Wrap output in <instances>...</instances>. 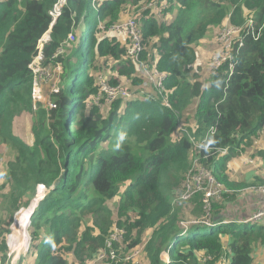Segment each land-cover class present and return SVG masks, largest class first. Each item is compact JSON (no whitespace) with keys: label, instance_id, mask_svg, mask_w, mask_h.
<instances>
[{"label":"trees","instance_id":"obj_1","mask_svg":"<svg viewBox=\"0 0 264 264\" xmlns=\"http://www.w3.org/2000/svg\"><path fill=\"white\" fill-rule=\"evenodd\" d=\"M55 1L0 0V146L9 147L0 152L1 260H8L6 234L14 213L54 184L30 216L24 261L30 254L35 258L27 264H87L114 228L122 230V239L115 246L118 256L107 264L223 259L224 264H256L253 254L264 247V224L230 218L229 192L218 199L194 194L185 204L173 200L182 192L191 160L199 156L187 130L198 140L206 135L205 146L228 147L226 155L206 160L227 189L245 183L231 178L222 161L237 155L247 139L246 152L264 162V30L258 39L246 35L230 73L224 63L207 86L191 69L199 39L223 26L228 12L230 25L243 26L252 16L258 29L264 0H96L95 8L92 0H67L41 50L43 65L62 67L58 106L34 110L28 64L49 28ZM129 17L141 30L144 64L167 74L170 108L151 92L140 99L135 87L126 98L104 97L102 83L116 87L123 78L133 84L143 80L128 37L108 31ZM70 32L75 33L73 48L58 52ZM22 114L34 118L30 144L13 125ZM254 178L252 185L264 182ZM192 216L213 225L183 229L180 222ZM163 250L168 260L161 258Z\"/></svg>","mask_w":264,"mask_h":264},{"label":"built area","instance_id":"obj_2","mask_svg":"<svg viewBox=\"0 0 264 264\" xmlns=\"http://www.w3.org/2000/svg\"><path fill=\"white\" fill-rule=\"evenodd\" d=\"M65 2L66 0L55 1L52 8L48 11L52 19L55 20V18L60 15L62 7L65 4ZM148 6H150V4H148ZM148 6H145L144 8ZM99 27L101 29H104L102 24H100ZM117 30L125 31L124 35H126L129 39V43L131 46V53L134 57V60L137 63H139L141 66L142 77H143V80L141 82L142 87L146 91L151 92L152 96L157 98L159 97L166 108H170V102L168 101L167 93H166L167 91H165L166 88L164 85L165 79L167 78V74L159 70L155 65L154 67L151 68L148 67L147 65L144 64V62L140 57V54L143 51L144 46L142 42L141 30L138 27L136 20L133 17H129L120 23L111 25L108 28V31H117ZM229 30H230L229 32L230 35L227 38H225L223 41L225 52H221V55L219 56V58L215 59V62L217 65H221L220 67H222L224 63H228L229 69L231 71L233 67L234 59L239 49L243 45V39L245 38V36L251 34L253 38L258 39L264 30V22L258 29H256L255 27V22L253 17H249L243 26H233L226 23L219 30V34L222 33L224 34ZM42 41H45V39L41 38L39 40L37 50L41 51L43 47V44L41 43ZM40 51L38 54L41 62L37 63L36 65V69L38 71L33 70L34 68L32 66L35 55H33L31 62L28 64V67L32 71V75H33V92L31 97H32L34 110L41 109L38 103L42 101V98L40 96V90L42 88L43 80L45 79V77H49V79L51 78L49 71L45 67L55 68L54 71L57 73L61 72L62 70V67L58 63L56 64L55 67L43 65ZM60 51L61 49L58 50V52ZM102 91L104 92V97H105V92L108 93V99L110 101L115 97L126 98L130 96L129 85L127 84V82L126 83L123 82L121 85H118L116 87H111L106 85L105 83H102ZM210 150H211V154L210 156H205L206 158H210L213 156L217 157L219 155L225 154L228 151V147H210ZM199 159L200 158H195L194 160L197 161ZM193 163L196 166L195 171L192 172V170H189L188 171L189 174L187 173L186 176H184V181H182L183 189L181 195H184L186 199H188L192 194L193 195L198 194L197 192H203L200 194H203L206 199H218L222 196L223 193L230 192V190L223 187V185L215 178L214 171L209 166L206 167L203 166L201 163L194 161ZM252 191L254 193L264 194V185L254 187ZM194 220H198V219H194ZM200 220L202 221L201 223H207L208 225H210L208 219L203 217ZM247 221L260 222L264 224V204L252 215H250ZM14 224H15V220L12 222L10 226L11 233L8 234L7 236L8 249L11 247V243L13 241L14 235H16ZM25 225H27L28 227V222ZM27 227L25 228V232H24V240H23L24 244L22 247H20L19 253L15 254L13 258H11L9 252L8 260L4 263L0 258V264H18L25 256L29 245V235L27 232ZM121 239H122V230L119 228H114L107 236L105 240L104 248L92 258L91 262L87 264H107V261L115 259V257L118 256L116 250L117 248L115 246L120 242ZM132 255H134V253L131 254L130 256ZM130 256H127L126 259H129ZM23 264L26 263L23 262Z\"/></svg>","mask_w":264,"mask_h":264},{"label":"rangeland","instance_id":"obj_3","mask_svg":"<svg viewBox=\"0 0 264 264\" xmlns=\"http://www.w3.org/2000/svg\"><path fill=\"white\" fill-rule=\"evenodd\" d=\"M65 5H66V2L63 5V7ZM90 6L92 8H95L97 6L96 0H92L91 3H90ZM63 7H62V9H63ZM61 12H62V10H61ZM228 14H229V12L227 13V15ZM60 15H61V13H60ZM58 17H56V20L58 19ZM219 28H217L216 31L215 30H210L204 37L199 39V42L196 45V50H195L196 58H195V61L192 64L194 66V68L191 67V69L196 71V72H194L195 77L199 78L202 81L204 86H207L208 83H210V80H211L210 76L212 75V73L215 72V71H218L220 68L222 69V67H223V65H222V67H220L221 65H217L216 62H215V59L219 58V56L221 55V52H225V47L223 46V41H224L225 38H227L230 35V33H229L230 30L225 32L224 34L223 33L219 34V32H218ZM50 30L51 29L47 30L41 37V38L45 39V41L41 42L43 45L48 40H50V36H49ZM76 32H77V34H79L80 30L77 29ZM124 33H125L124 30H117V31L114 32V36H117L119 39L123 40L125 38ZM39 40H38V42H39ZM38 42L36 43V46H35V49L37 51V55L34 56V60H33V64H32V66L34 68L33 70H36V71H38L36 69L37 63L41 62V60L39 58V54H38L40 50H37ZM74 42H75V33L74 32H70L68 34V36H67V39L63 40V42L61 43L62 45H60L58 47L59 49L61 48L60 52H63L66 48L69 49V50L72 49ZM40 55H41V51H40ZM55 66H56V64L54 65V67ZM45 68H47V70L49 71L51 78L49 79V77H45V79L43 80L42 88L40 90V96L42 98V101L40 103H38V105L40 107L42 106L44 109L49 111L50 109H55L58 106V102L56 101L57 97H55V96L56 95L58 96L60 94V91L62 90V88H61L62 83L57 81V78L59 77L61 72L53 73V72H51L52 71L51 68H49V67H45ZM83 73H84V71H83ZM191 74H193V72H191ZM122 82H124V83L127 82L129 87H135L136 90L138 92H140V94L138 95V97H140V99H146L150 95L149 92L146 91L142 87V84H138V83L137 84H133L132 80H129L128 78H123ZM105 96H106V100L110 101L108 99V93L105 92ZM170 105H171V102H170ZM191 107H192V104L188 106V108L185 110V112H187ZM32 120L34 121V118H33V116L31 114L30 115L22 114L20 118H16L15 121L13 122L15 130L18 132V137L21 140H23L26 144L32 143V140H33V135L32 134H33V131H34V126H33V121ZM38 123L42 125V122H38ZM198 129H199V126L195 125V131H197ZM185 134H186L188 140L191 143L193 152H196V153L199 154V156H197L196 158H200V159L196 161V160H194L195 158H193L191 160L188 169L183 174L184 176H186V174L188 173L189 170H192V172L195 171L196 166L193 163V161L201 163L203 166L207 167L208 164H207L206 160H208V158H206L205 156H210V154H211L210 147L205 146V142H206L205 141V136L202 139L198 140V138L194 137L192 135L191 131H189V130H187V133H185ZM188 134H190V135H188ZM249 140L247 139V145H245L242 150H239V152H237V155L232 156L229 159H226L225 161L224 160L222 161V162H224L226 164L225 165L226 166L225 167V171L230 176L238 177L242 182L245 183L242 188H238V189L232 188L231 189L229 194L232 197V200L236 199L237 197H239L241 195H245V194H247L249 192H253L252 190H253L254 187H257V186H260V185H264V182L252 185V183L254 182V179H255L254 177H256L257 174H260L258 171L262 170L261 168H264V165H263L264 162H262V160L258 161V160L253 159L252 158L253 157L252 152H250V151L246 152V150L248 148V145H249L248 144ZM244 142H246V139H244ZM256 143H258V139L256 140ZM108 144H109V142H108ZM8 149H9L8 146L1 145L0 146V152H2L1 155L3 153H5V151H7ZM227 152L225 154H227ZM246 153L249 154L250 156L246 155ZM190 154H191V152H189V156H191ZM222 155H224V154H222ZM260 156H256V157L258 159H261ZM218 157H221V156H218ZM262 159H264V157H262ZM0 162H2L1 158H0ZM247 168L249 170H251V171L247 172L246 171ZM259 168H260V170H258ZM2 169H3V166H1V163H0V172H3ZM254 170L257 173H255ZM187 177H188V175H187ZM257 177H261V176H257ZM261 179L264 180V177H261ZM41 186L42 185H40L38 188H40ZM52 186H54V184H52L51 187ZM51 187H49V186L46 187V188L42 187L43 188L42 198H44V196L48 193V189H50ZM197 193H203V192H197ZM122 195H123V192H121L119 195H117L116 198H115V201L120 200ZM192 197H193V194L188 199H186L184 197V195L180 194L179 197L177 198V200H173V204H176L178 201H180L183 204H185V202L187 203L190 199H192ZM37 203H38V201H37ZM21 209L16 211V213H14V215L12 217L13 220L10 222V225L8 227L9 230H8V232L6 234V244H7V236H8V234L11 233L10 226H11L12 222L15 219H17L16 215L18 214V212ZM186 209H188V208L186 207ZM4 218H5V221H9V217L6 216ZM201 222H202L201 220H199V221L198 220H194V216H192L191 218L188 217L187 220L180 222V225L183 226V229H186L190 225L201 224ZM257 223H260V222H257ZM28 224H29V221H28ZM27 229H28V227H27ZM27 232H28V230H27ZM14 238H15V236H14ZM223 240H225L224 241L225 244L228 241V239L226 237ZM22 246L23 245H20L19 247H22ZM141 248L142 247L140 246V247L134 249L133 253L134 254L138 253L141 250ZM17 249H18V247L16 249H13L11 247L8 249V251L10 252V257L11 258H13V256L16 254ZM26 254H25L24 258H26ZM199 256H203V252L199 253ZM34 258H35V255L33 257L30 254L28 256L27 260H28V262H30ZM161 258H163L164 260H168V257L166 256V253L164 252V250L161 253ZM224 260L225 259H223L222 261L221 260H217L214 264H224V262H225ZM24 263H26V262L24 261ZM203 264H208V263H206V261H205V263H203Z\"/></svg>","mask_w":264,"mask_h":264},{"label":"crops","instance_id":"obj_4","mask_svg":"<svg viewBox=\"0 0 264 264\" xmlns=\"http://www.w3.org/2000/svg\"><path fill=\"white\" fill-rule=\"evenodd\" d=\"M261 169L262 170H260V168L258 169L260 170L258 171L260 174H257V176L264 177V168ZM246 171L249 172L251 170L247 168ZM254 172L257 173L255 170ZM230 177L236 180L239 179L238 177ZM230 201L231 202L227 206V213L229 214L230 218L236 220L244 219L252 215L264 204V194L249 192L245 195L237 197L236 199L232 200L231 198ZM253 260L256 264H264V247L255 249L253 254Z\"/></svg>","mask_w":264,"mask_h":264},{"label":"bare ground","instance_id":"obj_5","mask_svg":"<svg viewBox=\"0 0 264 264\" xmlns=\"http://www.w3.org/2000/svg\"><path fill=\"white\" fill-rule=\"evenodd\" d=\"M41 199V195H37L36 198L34 199V201L32 202V204L34 205L36 203V201H39ZM31 204V206L29 208H22L18 214L16 215L17 219H15V232L16 235L15 238L12 241V245L11 248L13 249H17V253H19L20 251V245H23V240H24V232H25V228L27 227V222H28V215L30 213L31 208H33V205ZM26 226V227H25Z\"/></svg>","mask_w":264,"mask_h":264},{"label":"clouds","instance_id":"obj_6","mask_svg":"<svg viewBox=\"0 0 264 264\" xmlns=\"http://www.w3.org/2000/svg\"><path fill=\"white\" fill-rule=\"evenodd\" d=\"M48 14H49V13H48ZM49 16H50V15H49ZM229 16H230V12H229V14L226 16V19H225L224 25H225L226 23L229 24ZM251 17H252V16H251ZM50 18H51V20H50V24H49V28H48V30L51 29L52 26H53V25L55 24V22H56V18H55V20L52 19L51 16H50ZM253 19H254V18H253ZM53 20H54V21H53ZM224 25H223V26H224ZM221 27H222V26H221ZM221 27L219 28V30L221 29ZM218 32H219V31H218ZM245 39H246V37L243 39V41H244ZM228 71H229V73H230L229 66H228ZM165 108H166V107H165ZM185 133H187V131H186ZM205 138H206V135H205ZM121 139H123V137H121ZM227 153H228V152H227ZM224 155H226V154H224ZM224 155H219V156H224ZM214 176H215V175H214ZM215 178H216V177H215ZM220 183H221V182H220ZM221 184H222V183H221ZM222 185H223V184H222ZM50 186H51V184H50ZM50 186H49V187H50ZM223 187H224V186H223ZM225 188H226V187H225ZM226 189H227V188H226ZM228 190L231 191V189H228ZM225 193H227V192H225ZM42 199H43V198H42ZM33 201H34V200H33ZM33 201H32V202H33ZM36 203H37V202H36ZM36 203H35V205H36ZM38 203H39V201H38ZM38 203H37V205H38ZM31 204H32V203H31ZM35 205H34V206H35ZM37 205H36V206H37ZM30 206H31V205H30ZM30 206H29V207H30ZM34 206H33V207H34ZM36 206H35V207H36ZM29 207H28V208H29ZM35 207L33 208V210L35 209ZM31 210H32V209H31ZM31 210H30V212H31ZM32 212H33V211H32ZM30 216H31V215H30ZM248 217H250V216H248ZM248 217H246L245 222L247 221ZM28 221H29V224H30V217H29V220H28ZM208 222H209L210 225H208L207 223H203V224H205V225H207V226H212V225H213L212 222H211L210 220H208ZM29 224H28V225H29ZM201 224H202V223H201ZM181 227L183 228V226H181ZM28 248H29V245H28ZM27 251H28V249H27ZM26 253H27V252H26ZM24 257H25V256H24ZM24 257L22 258V260L20 261V263H22V262L24 261Z\"/></svg>","mask_w":264,"mask_h":264},{"label":"water","instance_id":"obj_7","mask_svg":"<svg viewBox=\"0 0 264 264\" xmlns=\"http://www.w3.org/2000/svg\"><path fill=\"white\" fill-rule=\"evenodd\" d=\"M50 187H51V186H50ZM51 188H52V187H51ZM31 203H32V202H31ZM31 203H30V205H31ZM30 205H29V206H30ZM36 205H37V203H36ZM36 205H35V206H36ZM29 206H28V207H29ZM35 206H34V207H35ZM34 207H33V208H34ZM33 208H32V210H31V212L29 213V217H30V215L32 214Z\"/></svg>","mask_w":264,"mask_h":264}]
</instances>
